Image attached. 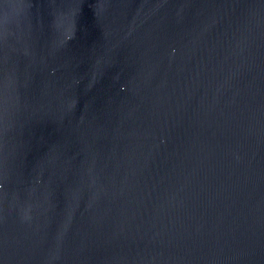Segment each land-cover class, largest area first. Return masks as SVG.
I'll use <instances>...</instances> for the list:
<instances>
[{
  "label": "water",
  "instance_id": "obj_1",
  "mask_svg": "<svg viewBox=\"0 0 264 264\" xmlns=\"http://www.w3.org/2000/svg\"><path fill=\"white\" fill-rule=\"evenodd\" d=\"M0 264H264V0H0Z\"/></svg>",
  "mask_w": 264,
  "mask_h": 264
}]
</instances>
